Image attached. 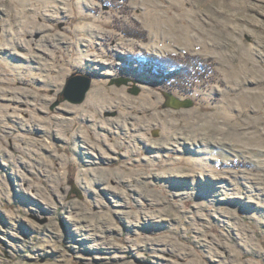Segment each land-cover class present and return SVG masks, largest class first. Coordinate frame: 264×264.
I'll return each instance as SVG.
<instances>
[{
	"label": "rangeland",
	"instance_id": "1",
	"mask_svg": "<svg viewBox=\"0 0 264 264\" xmlns=\"http://www.w3.org/2000/svg\"><path fill=\"white\" fill-rule=\"evenodd\" d=\"M0 264H264V0H0Z\"/></svg>",
	"mask_w": 264,
	"mask_h": 264
},
{
	"label": "water",
	"instance_id": "2",
	"mask_svg": "<svg viewBox=\"0 0 264 264\" xmlns=\"http://www.w3.org/2000/svg\"><path fill=\"white\" fill-rule=\"evenodd\" d=\"M118 84L127 83V79H121L120 81H116ZM91 87V78L89 76L84 75H72L68 79V83L65 89V95L68 99L73 102H82L88 90ZM135 93L138 92V89L134 91ZM171 104L175 107H182V106H190L192 104V100L190 99H180L178 97H173Z\"/></svg>",
	"mask_w": 264,
	"mask_h": 264
},
{
	"label": "trees",
	"instance_id": "3",
	"mask_svg": "<svg viewBox=\"0 0 264 264\" xmlns=\"http://www.w3.org/2000/svg\"><path fill=\"white\" fill-rule=\"evenodd\" d=\"M180 62V61H179ZM191 62V61H190ZM173 65L177 66L179 65V70H182L180 67H184V80H189V79H196L197 76H200L199 73H200V67L202 66L201 63H197V62H193V63H188L187 61H185L184 65L183 64H179L178 62L177 63H173L171 62ZM168 64L170 65V61L168 60ZM190 69V70H189ZM202 69V68H201ZM190 71V72H188ZM176 79V77H175Z\"/></svg>",
	"mask_w": 264,
	"mask_h": 264
},
{
	"label": "bare ground",
	"instance_id": "4",
	"mask_svg": "<svg viewBox=\"0 0 264 264\" xmlns=\"http://www.w3.org/2000/svg\"><path fill=\"white\" fill-rule=\"evenodd\" d=\"M161 67V66H160Z\"/></svg>",
	"mask_w": 264,
	"mask_h": 264
}]
</instances>
